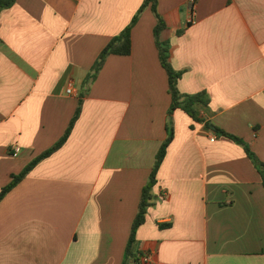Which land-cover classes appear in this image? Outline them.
Returning a JSON list of instances; mask_svg holds the SVG:
<instances>
[{
  "label": "crops",
  "instance_id": "obj_1",
  "mask_svg": "<svg viewBox=\"0 0 264 264\" xmlns=\"http://www.w3.org/2000/svg\"><path fill=\"white\" fill-rule=\"evenodd\" d=\"M144 1L17 0L1 12L0 192L83 106L67 142L1 201L0 264H123L171 129L129 264H264V0H158L179 91L209 99L195 104L202 121L168 113L150 8L132 53L84 84Z\"/></svg>",
  "mask_w": 264,
  "mask_h": 264
},
{
  "label": "trees",
  "instance_id": "obj_2",
  "mask_svg": "<svg viewBox=\"0 0 264 264\" xmlns=\"http://www.w3.org/2000/svg\"><path fill=\"white\" fill-rule=\"evenodd\" d=\"M17 0H0V14L3 10L11 8ZM158 0H145L138 11V13L133 18L132 22L128 27L125 28L123 32H121L120 35L115 37L110 41V43L103 49L101 54L99 55V58L97 59L91 73L85 80V85H88L90 82H94L103 68L105 61L109 56L116 55V56H129L132 53V39L131 34L132 30L137 24L140 15L142 12L150 8L153 14L156 17V26L154 28V38H155V44L158 50L159 54V60L163 67V69L167 73L168 77V89L169 94L171 95V106L169 109V115H171L175 110L181 109L184 112H186L193 120L195 121H202L198 116L197 112L195 110V104L196 103H203L208 104L209 99L206 95V93H198V94H182L178 89V83L181 79L183 72L182 71H176L173 69L171 63H170V49L171 45L167 41L161 40V34L166 29V24L162 16L158 13ZM82 106H83V100L82 96L79 100L78 107L76 110V113L71 120L69 127L67 128L65 134L62 136V138L49 150L45 151L41 155L34 158L24 169L23 171L18 175H12L11 176V182L5 186L1 192H0V203L3 200V198L12 191L34 168L37 164H39L44 159L50 157L53 153L58 151L68 140L70 137L72 130L79 119L81 112H82ZM207 127L213 129L215 132L220 133L224 136H227L236 142L242 143L239 139L230 136L226 134L225 132L221 131L220 129L212 126L208 122L206 123ZM174 137L173 130H170L169 136L166 139V141L161 146L160 150L158 151L155 159L154 166L152 168L149 182L147 185L143 188L142 196H141V202L139 205L138 213L134 219L132 229H131V235L129 238V242L126 249V258L123 264H129L130 260H136V253H135V245H136V234L138 229L145 223L146 215L148 212V209L153 205V188L157 183V174L158 171L165 159V156L167 154V149L169 145L171 144ZM252 157V155L250 154ZM254 159V158H253Z\"/></svg>",
  "mask_w": 264,
  "mask_h": 264
},
{
  "label": "built area",
  "instance_id": "obj_3",
  "mask_svg": "<svg viewBox=\"0 0 264 264\" xmlns=\"http://www.w3.org/2000/svg\"><path fill=\"white\" fill-rule=\"evenodd\" d=\"M191 8H193L194 7V2H192L191 3ZM69 94H72L73 93V91H72V89L70 88V89H68V91H67ZM215 139H212V141H214ZM150 259H151V256L150 255H147V256H145L144 257V262H149L150 261Z\"/></svg>",
  "mask_w": 264,
  "mask_h": 264
}]
</instances>
